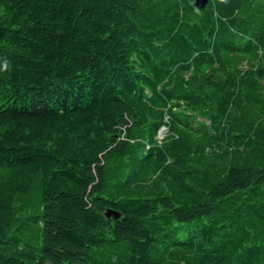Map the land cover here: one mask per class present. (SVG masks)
<instances>
[{
  "label": "trees",
  "instance_id": "trees-1",
  "mask_svg": "<svg viewBox=\"0 0 264 264\" xmlns=\"http://www.w3.org/2000/svg\"><path fill=\"white\" fill-rule=\"evenodd\" d=\"M194 2L0 0V264H264V0Z\"/></svg>",
  "mask_w": 264,
  "mask_h": 264
},
{
  "label": "water",
  "instance_id": "water-1",
  "mask_svg": "<svg viewBox=\"0 0 264 264\" xmlns=\"http://www.w3.org/2000/svg\"><path fill=\"white\" fill-rule=\"evenodd\" d=\"M207 2V0H195L194 4L195 6L201 8L205 5V3ZM111 214V212H107L106 215ZM113 215L116 217L117 215L113 213Z\"/></svg>",
  "mask_w": 264,
  "mask_h": 264
},
{
  "label": "rangeland",
  "instance_id": "rangeland-1",
  "mask_svg": "<svg viewBox=\"0 0 264 264\" xmlns=\"http://www.w3.org/2000/svg\"><path fill=\"white\" fill-rule=\"evenodd\" d=\"M111 128H112L111 130H116V129H118V127H117L116 125H113ZM121 128H122V127H121ZM94 216H95V215H94Z\"/></svg>",
  "mask_w": 264,
  "mask_h": 264
}]
</instances>
